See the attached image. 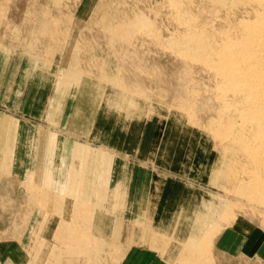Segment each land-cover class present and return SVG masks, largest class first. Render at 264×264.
I'll return each instance as SVG.
<instances>
[{
    "label": "rangeland",
    "instance_id": "1",
    "mask_svg": "<svg viewBox=\"0 0 264 264\" xmlns=\"http://www.w3.org/2000/svg\"><path fill=\"white\" fill-rule=\"evenodd\" d=\"M108 1L0 0V264H78L82 253L68 251L70 246L54 235L61 219L73 216L76 225L92 221L91 234L113 241L114 249L126 247L119 264H193L182 255V243L191 234L201 240L203 232L210 237L199 252L203 257L193 255L196 264H264V222L257 220L254 204L231 190L230 158L205 132L169 115L155 77L168 74L171 55L150 43L149 35L137 52L131 50L147 61L139 64L135 55L128 60L139 72L124 61L122 79L135 80L129 82L133 88L128 81L126 88L111 85L100 73H115L124 53L107 44L101 13L143 9L167 37L176 30L166 19L168 5L165 0ZM74 54L77 66L69 64ZM205 171L206 180L190 178ZM183 184L188 187L181 203L193 186L209 191L200 197L193 191L185 207L156 213L160 203L173 207ZM220 203H231L229 217L219 216L210 230L197 231L194 214L204 204L208 211Z\"/></svg>",
    "mask_w": 264,
    "mask_h": 264
},
{
    "label": "bare ground",
    "instance_id": "2",
    "mask_svg": "<svg viewBox=\"0 0 264 264\" xmlns=\"http://www.w3.org/2000/svg\"><path fill=\"white\" fill-rule=\"evenodd\" d=\"M141 2L143 1H140V3ZM165 2L170 9L169 14L171 13V17L167 13L170 18L166 19H171V21H173L172 24H174L173 26L176 28V30H172V32L170 31L171 29L169 30L167 27L171 32L169 35H165L167 37H163L164 35L162 36L157 32L159 30H156L157 28L155 29V27H153L154 21L152 22V20H149L145 13L141 12L143 9L136 12L132 10L133 13L131 14L123 11L120 15H117L119 13L118 10V13L115 12L110 14L104 11V13L102 11L101 13L97 10V13L100 12L102 14L100 18L101 26L103 28L102 30L105 31L103 37L106 38L107 44L111 49L113 48L116 50V47H118V51L124 52L119 53L122 54L121 57L119 54H116L118 55L117 59L120 57L119 59L122 61L118 59L119 63L115 64V73H110L109 71L108 73L103 69H101L102 72L100 73L105 76L107 83L118 85L119 87L125 85L126 88V81L128 80L125 81V77L122 79L124 73V71L122 72V69L125 66L124 61L131 60L135 57L133 60L140 64L144 58L140 57V53H137L136 57L135 52H137L139 46L142 47L144 45L146 42L145 38L151 35V37L149 36L150 43L152 42L155 46L160 45V48L164 50L163 52H168L169 55H171V66H169L168 74L165 73V76L161 78L160 73L159 76H156L158 71L156 72L154 70L156 75H153L154 77L156 76L155 81L157 84V80H159V87H161V91L166 100L163 102L166 104L169 115L174 118V121L177 124L189 125L197 130L205 132L209 142L213 143L217 149L218 147L219 150L222 149L225 157L230 158L231 162L227 165L226 173L232 180L231 190L248 200L249 204L251 203L256 206V218L259 222L263 223L264 0H165ZM100 8H103V6ZM109 8L110 7L107 9L111 12V9ZM158 16L160 15L158 14ZM46 22L47 21H45V24ZM40 24L44 25V23ZM48 27L49 26L47 25V30H49ZM55 34L53 36H55ZM137 45H139L138 48H136ZM134 48L135 52L133 53L135 54L131 52V50L134 51ZM148 50L149 49L146 51L150 52ZM144 51L141 53L143 54ZM133 55L135 56L133 57ZM73 56L75 57V54ZM166 56L168 57V55ZM71 59L72 60H70L69 64L77 66L79 60H77L76 57ZM93 59H95V57ZM117 59L115 60L117 61ZM131 61H128L130 62L128 63V69L134 70L135 67H133V69L129 68L133 64V62L131 64ZM144 61L147 60L144 59ZM101 62L102 61H100V63ZM125 69L127 70L126 67ZM136 69H138L137 65L135 70ZM129 70L127 73L131 72H129ZM137 72H139V69ZM131 73H133V71ZM149 73L152 74L153 72L151 73L150 71ZM72 75L76 76L77 74L73 73ZM139 76H141V72ZM139 79L140 78H138V80ZM134 81L135 80H133V82ZM139 81H137V83H139ZM129 82L131 81H128L129 86L131 83L133 84V82L130 84ZM137 83L135 82L136 85L134 84L136 87L138 86ZM222 165L224 164L222 163ZM29 188L32 191L39 190L33 185H29ZM45 191L46 190H44L42 194H45ZM81 200L82 198L79 197L74 203H78ZM219 206L218 209H210L207 211L206 207L208 206L204 204V209H201L194 214L195 217L193 216V219L195 218V221L192 222L193 224L195 223L197 231L199 227L203 226L210 230L215 224L217 217L227 216L229 214V208L232 207L231 203H220ZM76 212L78 214L77 217L83 216L80 215L81 212L74 210V214ZM87 215L85 216L88 219L89 217ZM74 217L76 218V216H73L69 221L61 219L57 224L58 226L55 230L56 234L54 235L57 236L56 239L61 243L70 246L67 249L68 251L76 248L78 252L82 253V257L78 259L79 263L81 262L80 264H107L105 261L109 264L111 260L117 264L123 258L125 254L124 252L127 250H125L126 247L117 248V246L114 249L113 241H107V239H104L103 236L102 238L101 235L98 237L94 236L95 234H91V230H93L91 227H95L92 221L90 222L93 224L90 222H82V225H76L74 224ZM227 217H229V215ZM185 219L186 218H183L181 221H184ZM187 219L189 220L190 217H187ZM209 235L208 232H203L202 236H199L201 240H199L198 236L195 234H191V236L189 235L185 242L182 243V255L187 256V258H193V264L199 262L198 259H196L197 262L194 261L195 258L193 255L196 256L197 253L202 252L200 250L207 242V239L210 237ZM104 253H107L106 256L103 255ZM201 255L202 254H200V257ZM200 257L197 256L196 258ZM57 260L59 259L53 261L55 262ZM71 261L72 260H70V262ZM74 261V264L78 262L76 260ZM190 262L192 263V260H189V264H191ZM58 263L61 264L62 262ZM29 264L37 263L31 261Z\"/></svg>",
    "mask_w": 264,
    "mask_h": 264
},
{
    "label": "crops",
    "instance_id": "3",
    "mask_svg": "<svg viewBox=\"0 0 264 264\" xmlns=\"http://www.w3.org/2000/svg\"><path fill=\"white\" fill-rule=\"evenodd\" d=\"M150 143H151V141H150ZM149 143V144H150ZM144 146L146 147V141H145V144H144ZM149 147V146H148ZM129 160H130V158H129ZM203 162V161H202ZM130 164H131V160H130ZM198 165H199V163H197ZM208 171H210V170H208ZM204 172L203 174H201V176H197V177H190V178H196V179H199L200 181L201 180H206V177L208 176V175H210L209 174V172ZM190 174V173H189ZM206 174H208L207 176H206ZM193 176V175H192ZM204 176V177H203ZM152 179H153V177H152V175H151V181H150V189H151V182H152ZM209 180H210V178H209ZM189 185H192V184H189ZM193 186V185H192ZM210 186H211V184H210ZM186 187H188L186 184H183L182 185V187L179 189V191H178V196H177V198L175 199V202H174V205H173V207L171 208V209H167V208H165L163 205H162V203H160L161 205L160 206H157V207H155V212L157 213V211H158V209L159 208H161V211H162V214H165V213H172V212H174V211H176V207H185V205H186V201H187V199H188V197L190 196V194H191V192H196L197 191V194L196 195H199V197H200V195H201V192L203 193V192H207V191H209V190H206V189H204V188H202V187H195V186H193V187H191V189H190V191H189V194L187 195V198H186V200H185V202H183V203H181V200H182V197H183V193H184V190L186 189ZM166 192V191H165ZM193 192V193H194ZM149 195H150V193H149ZM162 196V195H161ZM150 197V196H149ZM151 200V199H150ZM192 204H193V201H192ZM181 205V206H180ZM181 207V208H182ZM163 209V210H162ZM180 210V209H179ZM154 212V213H155ZM165 212V213H164Z\"/></svg>",
    "mask_w": 264,
    "mask_h": 264
}]
</instances>
